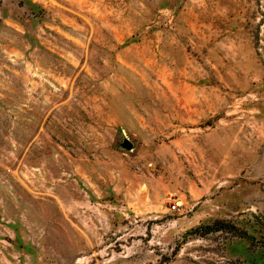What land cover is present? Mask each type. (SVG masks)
Segmentation results:
<instances>
[{
	"label": "rangeland",
	"instance_id": "374dc122",
	"mask_svg": "<svg viewBox=\"0 0 264 264\" xmlns=\"http://www.w3.org/2000/svg\"><path fill=\"white\" fill-rule=\"evenodd\" d=\"M0 264H264V0H0Z\"/></svg>",
	"mask_w": 264,
	"mask_h": 264
},
{
	"label": "water",
	"instance_id": "95a60500",
	"mask_svg": "<svg viewBox=\"0 0 264 264\" xmlns=\"http://www.w3.org/2000/svg\"><path fill=\"white\" fill-rule=\"evenodd\" d=\"M124 147H125L127 150H130V149H131V145H130L128 142H125Z\"/></svg>",
	"mask_w": 264,
	"mask_h": 264
},
{
	"label": "trees",
	"instance_id": "16d2710c",
	"mask_svg": "<svg viewBox=\"0 0 264 264\" xmlns=\"http://www.w3.org/2000/svg\"><path fill=\"white\" fill-rule=\"evenodd\" d=\"M245 239L248 241L249 245H252V243H251V239H249V237H248V238L245 237Z\"/></svg>",
	"mask_w": 264,
	"mask_h": 264
}]
</instances>
